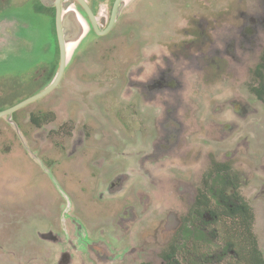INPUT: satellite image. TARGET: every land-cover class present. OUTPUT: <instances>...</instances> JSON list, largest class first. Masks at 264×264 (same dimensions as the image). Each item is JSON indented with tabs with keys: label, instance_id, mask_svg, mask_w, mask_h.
Instances as JSON below:
<instances>
[{
	"label": "rangeland",
	"instance_id": "obj_1",
	"mask_svg": "<svg viewBox=\"0 0 264 264\" xmlns=\"http://www.w3.org/2000/svg\"><path fill=\"white\" fill-rule=\"evenodd\" d=\"M175 1L176 7L183 5L180 0ZM207 1L208 7H212V10H207L208 13L200 12L199 9L189 12L182 6L179 11L180 20L195 19L200 24L207 21L208 28L213 29L212 33L205 32H209L213 37L222 38L226 33L230 34L224 41L233 60V65L230 61V68L238 70V73L245 72V74L241 73L244 77L239 79L243 80L240 84L241 90L236 87L235 91L237 97H241L243 103L246 102V107H242V111L245 110V113L249 114L247 116L251 118V112H247V109L255 100L248 86L255 84L250 71L264 51V0H259L258 5L253 1L252 9L248 8L249 0ZM128 22L132 26L138 25L136 17H131ZM37 23L39 24L38 21ZM237 27H243L242 31L246 30L249 34L240 37L233 35L237 32ZM142 30L139 26L131 37H142ZM32 32L34 33L35 29ZM101 40L113 41L119 46L117 53L121 59L117 63V68L124 70L128 61L127 53L123 45H120L123 37L109 35ZM237 40L238 42H235ZM154 42L148 41L147 45H144L145 48H152ZM29 47L21 43L17 54H11L9 57L1 55L0 75L22 77L33 71L35 63L40 64L37 61L46 62L48 58L46 49L41 50L38 42L36 46ZM108 47L110 46H103L102 51H107ZM216 59L214 57L209 61ZM224 64L223 59L217 68L208 67L202 72L203 77L199 85L206 87L201 90V96L208 95L206 98L210 103L211 95L213 98V94L219 88L222 91L225 86L235 87V80L230 78L234 74L229 72V80L226 81V73L223 70L226 71L227 67H223ZM90 69L98 71L96 66L94 69L89 68L88 72ZM86 75L80 67L72 66L70 61L63 79L51 92L14 110L9 117H23L32 111L38 117L47 118L53 113L56 119L54 123L74 127L78 123L77 118L84 116L85 122L95 130L92 133L97 138L95 141L92 137L84 140L83 144L89 147L80 148L71 145V137H67L66 129L62 132L59 129L58 133L52 134L51 131H47L46 125L35 127L31 122L25 121L17 122L20 131L17 128H10V125H4L5 128L0 129V264H124L126 262L124 254L131 251L141 254L137 258L128 255L130 264L145 261L148 258L146 250L151 249L153 253L158 251L157 255L168 243L179 216L185 213L190 202L194 183L198 181L199 175L207 165V153L202 152L201 156L194 154L192 157L182 158L184 151L181 150L177 153V155L181 153L178 161L175 160L174 164L156 172L154 168L152 170L142 168L147 166L142 163L143 156L146 157L143 152L134 154L132 152L122 156L110 153L112 149L120 151L121 140L134 143V140L139 138L141 142L142 129L146 121H143L140 111L132 112V107L125 108L126 105L119 101L116 103L111 98L108 87L109 82L113 78L116 79L113 77L114 74L103 72L95 76ZM118 75L119 71L116 76ZM40 82L39 80L38 89L46 84L45 80ZM29 85V81L20 84L22 87ZM99 85H103L100 90H98ZM8 86L11 89H0V92H14L18 81L0 82V88ZM185 89L189 94L188 86ZM186 92H180L178 88L173 90L179 98V107L175 106L174 100L168 97L169 95L166 96L164 108L167 113H162V119L159 120L164 121L166 127L170 124L178 125L179 115L184 112L183 100L189 105ZM78 93L82 96L84 93V97H78ZM10 94H0V108L4 104L2 99H7ZM85 95L88 97L86 98ZM21 96L8 99L17 101L22 98ZM202 104L201 109H204L205 102ZM260 108L264 113V105H260ZM80 111H83V114L80 115ZM191 112L192 109L182 115V121L179 123L192 128L191 132H195L198 136L205 135L206 150L226 152L227 156H231L230 158L235 156L237 149L240 151V147L243 152L247 151L246 153L250 154L257 149L258 152L264 150V117L260 121H246L248 123L242 125L240 138L247 135V142H251V147L247 148L241 143L236 149L233 147L240 138L236 136L238 133L234 135L230 132V128L234 125L232 121H219L217 126L214 123L207 129L203 126V129H200L199 125H194L193 118L190 117ZM198 113L208 121L207 113L202 111ZM121 135L124 137L121 138ZM198 136H184L182 143H187L185 147L195 146L196 140L203 138ZM94 143L101 151L99 154L98 150L95 152L91 150L94 148ZM128 158L132 161H127ZM236 160V158L232 160V163H237ZM259 162L258 164L262 165ZM129 163H133L129 166L131 169L127 168ZM125 172H127L126 179L116 178L119 173ZM140 182H145V187ZM157 187H161V190H155ZM180 187L182 189H179ZM241 193L254 210L252 231L264 259V168L253 176L246 175V184L242 187ZM160 197L166 201L163 206L153 200H159ZM144 208L145 216L139 218L140 215H137ZM136 216L139 222L133 225L130 219ZM48 228L51 234L47 233V235L52 240L43 239L36 234V232L45 233ZM210 241L209 262L232 264L234 261L232 250L223 246L221 240L210 238ZM223 243L225 244L224 239ZM234 248L239 252L244 251L237 245ZM246 249L245 247V253L248 252ZM191 258V254L188 253L186 258L180 260L190 263Z\"/></svg>",
	"mask_w": 264,
	"mask_h": 264
},
{
	"label": "flooded vegetation",
	"instance_id": "obj_2",
	"mask_svg": "<svg viewBox=\"0 0 264 264\" xmlns=\"http://www.w3.org/2000/svg\"><path fill=\"white\" fill-rule=\"evenodd\" d=\"M180 2L183 5L176 7L175 0H0V56L9 57L11 54H17L21 43L29 45V48H31L36 46L38 42L40 49H46L48 53L46 62L37 61L40 64L35 63L33 71L28 75L22 77L19 75L10 77L4 74L0 75V82H3V80L5 82L18 81V86H15L17 89L14 92L1 91V95L11 93L8 98L23 95L17 101L3 98L6 100L2 99L4 104L0 108V112H4L37 94L52 82L60 65V46L56 36V12L59 8L63 13V18L65 15L64 22L69 29L73 27L74 22L76 23L74 14L77 15L80 18V25H83L84 30H87V34L77 43L68 63L71 61L72 66L80 67L84 75L87 74V77L103 72L114 74L113 77L116 79L113 78L108 87L111 98L116 103L119 101L126 105L125 108L132 107V112L140 111V115H143V121H146L142 129L143 140L141 139V142L139 138L135 139L134 143L121 140L120 151L112 149L110 153L122 156L132 152V154L143 152L146 157L142 154V163L147 164V166L142 168L145 170L154 168L156 172L174 164L173 161H178L181 153L178 155L177 153L181 150L184 151L181 155L182 158L192 157L194 154L201 156L202 152L207 153V165L199 175L198 181H195L190 202L185 213L179 216L177 226H174V232L168 243L157 255L158 251L153 253L151 249L146 250L148 258L145 261H138L137 264H213V261L209 262L208 260L210 256L209 249L211 248L210 238L221 240L223 246L232 250L234 253L232 264H254V262H251L252 260L250 261L247 258L245 247H254L260 258L263 259V257L257 247L256 238L252 231L254 210L241 193V189L246 184L247 174L253 176L254 173H258L260 169L264 168L262 167L264 165V150L258 152L257 149L253 154L246 153L247 151L243 152L239 145L242 143V145L250 148L251 142H247V135L240 138L239 134L243 124L246 125L250 121H260L264 117L263 110L260 108V105H264V51L250 71L251 78L255 80L254 85L248 86L255 100L254 104L247 109V112H251L250 118L245 110L242 111V107H246V102L243 103L242 98L237 97L235 91L236 87L241 90L240 84L243 80L239 79L244 77L241 73L245 74V72L238 73V70L230 68V61L233 60L229 55L228 47L224 44L225 39H228L227 37L230 34L227 35L226 33L222 38L213 37L209 33L213 28H208L207 21L200 24L195 19L193 21L186 18L180 20L179 11H181L182 6L189 12L192 10L195 12V9H199L200 12L208 13L207 10H212V7H208L207 0H180ZM131 17H136L138 25L132 26L128 22ZM139 26L140 30L143 28L142 37H131L133 31L138 30ZM34 29L35 32L33 33ZM242 29L243 27H237V32L233 35L240 37L249 34L246 30L242 31ZM136 34L138 35L139 31ZM109 35L123 37V42L120 45H123L128 61L124 66V70H118L117 68V63L121 59V56L117 53L119 46H116L117 44L113 41L104 42L101 40ZM148 41H155L152 48H145L144 45H147ZM106 45L110 47L104 52L102 47ZM15 48L17 50L14 51ZM214 57L217 58L216 61H209ZM223 59L225 60L223 67H227L226 71L223 70L226 73V81L229 80V72L234 74L230 78L235 80V87L225 86L222 91L219 88L213 94V98L211 95L210 103L209 99L206 98L208 95L201 96V90L203 91L206 86H200L199 81L203 77L202 72L205 68H217L219 63L223 62ZM68 63H66L57 85L63 79ZM95 66L98 71L90 69V72H88L89 68L93 67L94 69ZM118 71L119 75L116 76ZM120 74L121 77H119ZM43 78L46 84L38 89V81H44ZM184 78H188L186 79L188 81ZM182 79L184 80L182 81ZM27 81L30 83L29 86H20V84ZM102 86L99 85L98 90ZM186 86L190 90V96L186 92ZM177 88L180 92H186L187 102H189V105H187L183 100L184 112L179 115L180 121H182L181 116L192 109L190 117L193 118L194 125H199L198 128L200 129H203L202 126L207 129L214 123L217 126V123H220L219 121L233 122L234 125L230 128V132H233L234 135L238 133L236 136L238 139L240 138L233 147L236 149L240 147V151L237 149V153H234L233 158L227 156L226 152L206 150L207 147L204 146V142L207 137L202 134L198 136L195 132H191L192 128L183 126L179 123L180 121L178 125L170 124L167 127L164 121H159L162 119V113H167L164 108L166 96L170 94L169 97H174L173 90ZM0 89L6 90L11 89V87ZM16 92L17 94H15ZM46 94L39 98H43ZM78 97L83 98L84 93L83 96L78 93ZM85 97L88 96L85 95ZM221 98L225 99L221 100ZM203 102H205L204 109H201ZM29 103H32V101L24 105ZM84 103L86 104V101ZM14 110L0 115V125H3V127H0L1 130L5 128L4 125H10V128H17L20 131V125L17 122L25 121L31 122L35 127L46 125L48 126L47 131H51L52 134L58 133L59 129L61 132L66 129L67 137H71V145H77L80 148L89 147L83 144L87 137H92L94 141L97 139L95 134L92 133L95 130L85 122L86 118L84 116L77 118L78 123L75 126L73 125L74 127H66L67 125L64 126L63 123H54L56 119L53 113L47 118L38 117L32 111H29L23 117H9ZM198 111L207 113L208 121L201 117ZM81 114H83V111H80ZM10 128L8 129L11 131ZM188 135L191 137L198 136V138L203 136V138L197 139L195 146L185 147L187 143H182V139ZM35 137L37 136L35 135ZM120 137L123 138L124 136L121 135ZM129 146L132 147L126 149ZM93 147L91 149L94 150L93 152L95 150H98V154L101 152L97 148V144L94 143ZM235 158L237 163H232ZM127 161L131 162L132 160L128 158ZM258 162L262 165H259ZM132 164L129 163L127 168L131 169L129 166ZM181 165L183 164L181 163ZM126 173H119L116 178L119 180L126 179ZM141 184L145 187V182ZM259 187H261V184ZM155 190H161V187H157ZM153 200L157 201L160 206L166 204V201L161 197L159 200ZM157 212H159V209ZM145 213V208L141 209L137 216L140 215V218L145 216ZM137 216L130 219L133 225L139 222V218L136 219ZM135 219L136 221H134ZM49 229L45 233L36 232V234H39L43 239L52 240L47 235V233L51 234L48 231ZM169 229L172 230L173 228ZM250 236L253 238L254 245L250 244ZM236 245L244 251L235 250ZM226 247L224 248L226 249ZM188 253L192 256L190 263L180 260L183 257L186 258ZM140 254L141 252L137 251L124 254L123 257L126 260L124 264L131 263L127 258L128 255L137 258ZM155 255L156 258H154Z\"/></svg>",
	"mask_w": 264,
	"mask_h": 264
},
{
	"label": "water",
	"instance_id": "obj_3",
	"mask_svg": "<svg viewBox=\"0 0 264 264\" xmlns=\"http://www.w3.org/2000/svg\"><path fill=\"white\" fill-rule=\"evenodd\" d=\"M73 14L72 12H69ZM68 13V16H69ZM75 21L73 24V27H70V29L67 27V25L64 22L65 15L63 18V13L58 8L56 12V33H57V39L59 41L60 46V65L59 70L55 77L53 78L52 82L44 88L42 91L38 92L37 94L19 102L18 104L14 105L13 107L9 108L8 110L4 112H10L16 108H19L23 106L24 104L35 100L36 98H39L40 96L46 94L49 92L52 88H54L58 81L61 78L62 72L64 70V67L68 60H70L72 53L74 52V49L76 48L77 43L84 38V36L87 34V30H84L83 25H80V18L74 14ZM71 48V49H70ZM4 112H0V115H2Z\"/></svg>",
	"mask_w": 264,
	"mask_h": 264
},
{
	"label": "trees",
	"instance_id": "obj_4",
	"mask_svg": "<svg viewBox=\"0 0 264 264\" xmlns=\"http://www.w3.org/2000/svg\"><path fill=\"white\" fill-rule=\"evenodd\" d=\"M249 240H250V244L254 245L253 238L251 236L249 237ZM247 249H248V252H246L247 254L246 256L247 258H249L250 261L252 260L251 262H254V264H264V260L260 258L258 252H256L254 247H250V248L248 247Z\"/></svg>",
	"mask_w": 264,
	"mask_h": 264
},
{
	"label": "bare ground",
	"instance_id": "obj_5",
	"mask_svg": "<svg viewBox=\"0 0 264 264\" xmlns=\"http://www.w3.org/2000/svg\"><path fill=\"white\" fill-rule=\"evenodd\" d=\"M253 1L258 5V1L259 0H249V2H248V8L249 9H252L253 8ZM221 33V32H220ZM220 35V34H219ZM216 37V36H215ZM218 42V41H217ZM235 42H238V40L237 41H235ZM220 43V42H219ZM241 43V42H240ZM238 45V44H237ZM222 46V45H221ZM219 48V47H218ZM235 65V64H234ZM169 96H170V94H169ZM168 96V97H169ZM174 97H170V98H172L173 100H174V102H175V106L176 107H179V105H180V103H179V98H178V96L177 95H173Z\"/></svg>",
	"mask_w": 264,
	"mask_h": 264
}]
</instances>
